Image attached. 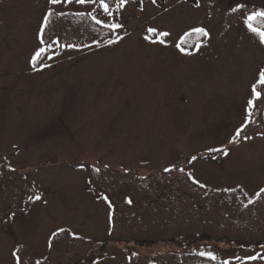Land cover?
Returning <instances> with one entry per match:
<instances>
[{"label": "rangeland", "instance_id": "1", "mask_svg": "<svg viewBox=\"0 0 264 264\" xmlns=\"http://www.w3.org/2000/svg\"><path fill=\"white\" fill-rule=\"evenodd\" d=\"M114 4L105 12L96 0H0V156L41 197L28 198L23 213L0 228V264H17L19 244L44 258L62 228L96 242L107 237L111 207L87 184L89 166L144 174L180 165L199 183L232 189L245 203L264 188V111L251 139L230 142L248 120L252 86L264 68V44L247 22L264 13V0ZM67 11L121 24L122 32L81 48L42 43L44 17ZM197 28L208 35L179 45ZM41 48L49 49L46 58L33 66ZM212 147L229 155L210 154ZM162 246L138 251L152 255ZM183 250L211 253L218 264H264V246L198 243ZM127 260L109 246L91 264Z\"/></svg>", "mask_w": 264, "mask_h": 264}, {"label": "trees", "instance_id": "2", "mask_svg": "<svg viewBox=\"0 0 264 264\" xmlns=\"http://www.w3.org/2000/svg\"><path fill=\"white\" fill-rule=\"evenodd\" d=\"M96 1L102 4L101 0ZM114 3L116 0H103L109 12ZM50 13L40 32L45 44L56 41L59 46L81 48L101 44L122 32L121 28L112 29L86 13ZM263 21L264 18L257 16L251 23L264 31ZM197 34L186 33L179 45H186ZM48 51L45 49L43 54ZM43 54L37 59L39 62L46 58L47 53ZM255 85L261 95L253 99L248 120L243 124L247 125L244 134L248 137L257 132L254 128L264 111V84ZM167 169L139 174L102 165L89 166L87 184L105 196L111 206L107 237L96 242L61 229L50 237L47 254L41 260L28 248L19 246L15 253L20 257V264H91L109 246L125 252L126 264H218L217 259L183 249L199 242L239 249L264 246V192H261L264 188L252 203H245L233 190L194 183L183 166ZM38 195L30 178L7 166L0 156V228L10 226L12 218L23 213L25 201ZM157 244L164 247L152 255L138 251L139 247Z\"/></svg>", "mask_w": 264, "mask_h": 264}, {"label": "snow or ice", "instance_id": "3", "mask_svg": "<svg viewBox=\"0 0 264 264\" xmlns=\"http://www.w3.org/2000/svg\"><path fill=\"white\" fill-rule=\"evenodd\" d=\"M50 2H51L53 5H55V4H57V3H60L61 0H50ZM67 2L71 3L72 0H67ZM75 2L83 4V3H85V0H75ZM126 2H127V0H120V3H126ZM154 2H155V0H153V3H154ZM101 3H102V5H103V7H104L105 12H107V11H108V6H107L106 4H103V0H101ZM48 15H51V13H49ZM256 16H264V13H255V14L249 16V17H248V21H247V22H248V27H249L250 31L256 33V34L259 36L260 43H261V44H264V31H261V30H259V29H257V28H254V27L252 26V24L250 23V22H251ZM44 19H45V21H47L48 17L45 16ZM108 27H110V28H112V29H118V28H121L122 25H121V24H110V25H108ZM148 31L151 32V33H156V32H157V29H155V28H149ZM195 31H196L197 33L201 34V35H204V36H207V35H208V33H207V32L205 31V29H203V28H197V29H195ZM159 35L168 36L169 33H168V32H161V33H159ZM113 42H114V41H108V43H113ZM42 43H43V41H42ZM160 43H163V41H160ZM67 47H72V45H68ZM177 47H179V45H177ZM44 50H45V49L41 48V49L36 53V55L32 57V60H33V66H35V61L40 57L41 53H43ZM181 51H184V49L181 48ZM258 83H260V84H264V70H261V71L259 72V81H258ZM252 93H253L257 98H259L260 95H261V93L258 92V91L256 90V85H255V84L252 86ZM248 104H249V105H252V104H253V101H252V100H249V101H248ZM246 126H247V125H244V126L238 128V129L235 131V135L231 138V141H230L231 143H235V142H236V139H237L238 137H240V138H244V139H251V137H248V136H246V135L244 134V128H245ZM208 152H209L210 154L219 152V153H221L222 155H224L225 157H227V156L229 155V149H227V148H215V147H212V148H209V149H208ZM196 159H197L196 156L191 157V160H192V161H195ZM80 167L83 168L84 165H80ZM97 171H99V169H97ZM165 171H169V169L166 168ZM194 183H199V181L194 180ZM201 187H203V185H201ZM261 192H264V189H261ZM29 199H30V200H32V199L40 200L41 197H39V196H35V197H29ZM128 202L131 203V200H129ZM249 203H252V201H249ZM201 255H204V253H201ZM208 255L211 256L212 254L209 253ZM13 256L16 257L17 264H20V257L17 255V253L14 252V253H13ZM212 258L215 259L214 256H212ZM256 258H257L256 256H250V257H249V259H252V260H255Z\"/></svg>", "mask_w": 264, "mask_h": 264}]
</instances>
